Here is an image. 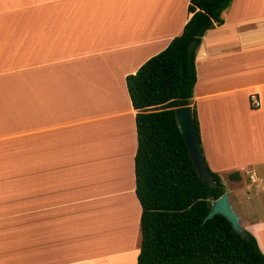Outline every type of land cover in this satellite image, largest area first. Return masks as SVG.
Here are the masks:
<instances>
[{"label": "crops", "instance_id": "obj_1", "mask_svg": "<svg viewBox=\"0 0 264 264\" xmlns=\"http://www.w3.org/2000/svg\"><path fill=\"white\" fill-rule=\"evenodd\" d=\"M188 2L0 0V264L135 262L125 78L180 35ZM222 21L195 52L192 106L205 164L264 256V0H232Z\"/></svg>", "mask_w": 264, "mask_h": 264}, {"label": "trees", "instance_id": "obj_2", "mask_svg": "<svg viewBox=\"0 0 264 264\" xmlns=\"http://www.w3.org/2000/svg\"><path fill=\"white\" fill-rule=\"evenodd\" d=\"M231 1L189 0L190 17L180 35L125 78L135 111L133 178L140 207L133 264H264L255 238L243 228L240 234L234 232L219 215L202 223L224 188L209 170L216 187L198 177L173 113L175 108L191 107L200 146L192 106L195 52L205 32L222 24ZM227 178L239 179L236 173Z\"/></svg>", "mask_w": 264, "mask_h": 264}, {"label": "water", "instance_id": "obj_3", "mask_svg": "<svg viewBox=\"0 0 264 264\" xmlns=\"http://www.w3.org/2000/svg\"><path fill=\"white\" fill-rule=\"evenodd\" d=\"M173 113L177 128L183 138L188 157L196 171V174L200 179L207 181L210 186L216 187L203 159L202 152L193 129L190 107L175 108ZM214 215L223 217L229 223L234 232L238 234L242 233L238 218L229 206L228 196L225 190L218 199L211 202L210 210L204 217L202 223L211 219Z\"/></svg>", "mask_w": 264, "mask_h": 264}, {"label": "built area", "instance_id": "obj_4", "mask_svg": "<svg viewBox=\"0 0 264 264\" xmlns=\"http://www.w3.org/2000/svg\"><path fill=\"white\" fill-rule=\"evenodd\" d=\"M248 101H249V104H250V107L255 109L258 107L259 103H258V100H257V97L255 94H251L248 96ZM253 180V177H252V174L249 175V181L251 182Z\"/></svg>", "mask_w": 264, "mask_h": 264}, {"label": "rangeland", "instance_id": "obj_5", "mask_svg": "<svg viewBox=\"0 0 264 264\" xmlns=\"http://www.w3.org/2000/svg\"><path fill=\"white\" fill-rule=\"evenodd\" d=\"M228 203H229V202H228ZM230 204H231V205H230ZM230 204H229V206H230L231 210L234 212L235 215L237 214V215L239 216V213H238V211H237V208H236V206L234 205V203H233L232 200H230ZM245 207L249 208L248 205H245ZM237 215H236V216H237ZM256 215H257L258 217H260V218H264V212H257ZM240 220H241V219H240Z\"/></svg>", "mask_w": 264, "mask_h": 264}]
</instances>
